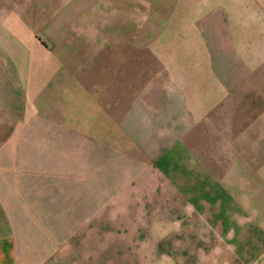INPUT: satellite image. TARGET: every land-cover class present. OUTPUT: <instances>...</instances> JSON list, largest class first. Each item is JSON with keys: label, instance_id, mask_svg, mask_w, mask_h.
<instances>
[{"label": "crops", "instance_id": "crops-1", "mask_svg": "<svg viewBox=\"0 0 264 264\" xmlns=\"http://www.w3.org/2000/svg\"><path fill=\"white\" fill-rule=\"evenodd\" d=\"M0 264H264V0H0Z\"/></svg>", "mask_w": 264, "mask_h": 264}]
</instances>
